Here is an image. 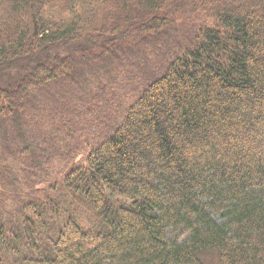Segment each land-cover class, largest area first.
<instances>
[{
    "label": "trees",
    "instance_id": "trees-1",
    "mask_svg": "<svg viewBox=\"0 0 264 264\" xmlns=\"http://www.w3.org/2000/svg\"><path fill=\"white\" fill-rule=\"evenodd\" d=\"M0 264H264V0H0Z\"/></svg>",
    "mask_w": 264,
    "mask_h": 264
}]
</instances>
